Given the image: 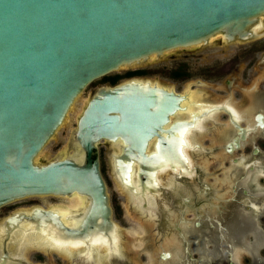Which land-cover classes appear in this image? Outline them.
<instances>
[{
	"label": "water",
	"instance_id": "1",
	"mask_svg": "<svg viewBox=\"0 0 264 264\" xmlns=\"http://www.w3.org/2000/svg\"><path fill=\"white\" fill-rule=\"evenodd\" d=\"M263 36L264 0H0V207L31 196H88L78 216L37 208L28 218L66 238L111 239L116 224L92 151L104 138H122L123 160L137 153L148 169V140L181 95L132 79L101 85L76 118L74 154L40 161L78 98L94 80L173 49ZM22 217L2 228L0 264L17 260L8 246Z\"/></svg>",
	"mask_w": 264,
	"mask_h": 264
},
{
	"label": "flooded vegetation",
	"instance_id": "2",
	"mask_svg": "<svg viewBox=\"0 0 264 264\" xmlns=\"http://www.w3.org/2000/svg\"><path fill=\"white\" fill-rule=\"evenodd\" d=\"M260 39L249 41L251 45H246L249 42L239 43L245 47L237 48L236 43H226L220 38V42L213 43L220 47L219 54H206L203 68L201 63L191 64L186 59L166 69L165 78L178 84L185 81L183 88L146 76V65L150 61L103 76L105 85L132 79L149 83L163 92L174 91L181 95L180 108L170 114L162 128L156 129L148 140L145 149L151 164L148 169L137 153L130 162L123 160L126 143L122 138L116 141L104 138L92 151V158L99 159L106 182L111 218L116 224V249L107 246L105 252L95 251L89 258L87 246L70 252L54 242L39 239L43 233L28 218L35 209H52L58 213L67 209L78 216L86 211L90 199L79 194L66 197L44 195L37 196L38 199L31 196L0 207V258L4 254L2 228L16 213L24 217L12 235L14 240L9 243L8 250L17 260L9 259L7 264H35L28 255L32 251L53 252L65 258L68 264H123L125 261L126 264H139L134 254L142 261L140 253L144 251L150 252L160 261L159 264H192L191 250L208 248V243L213 241L219 246V237L234 233L242 235L247 231L242 220L249 219L248 216L254 211L256 214L260 208L248 198L252 193L248 185H257L261 181L257 174L254 177L256 167L259 168L258 174L264 173V165L261 167L255 164L256 160L249 159L262 155L259 146H253L248 155L242 153L255 137L264 136V88L260 85L264 82V40L253 43ZM202 48L204 46L182 48L181 53H171L169 58L176 60L182 55H197L195 52ZM228 49L237 53H226ZM255 52L261 53L257 55ZM162 59L154 58L153 62ZM245 66L251 69L249 83L243 82L240 75ZM233 110L237 117H234ZM199 122L202 123L200 127ZM124 171L128 183L123 179ZM251 176L254 178L249 182ZM73 202L80 204L69 208ZM240 218H243L241 222ZM231 219L232 223L235 221L230 226L227 222ZM126 223L132 224L131 232L142 233L136 235L141 247L136 249L135 241H123L125 236L134 239L127 236ZM29 227L31 229L26 230ZM152 236L155 241L150 245ZM228 241L220 242V247L231 254ZM126 248L131 253H127ZM36 264L57 262L48 257Z\"/></svg>",
	"mask_w": 264,
	"mask_h": 264
},
{
	"label": "rangeland",
	"instance_id": "3",
	"mask_svg": "<svg viewBox=\"0 0 264 264\" xmlns=\"http://www.w3.org/2000/svg\"><path fill=\"white\" fill-rule=\"evenodd\" d=\"M261 40H264V36L261 37L260 40L254 41L253 43H259ZM216 41L220 42V37L216 38L212 43L204 46V48L196 51L195 53L197 55H193V56L182 55V56L178 57L176 60L169 58L171 53H181V51L183 49L179 48V49H175V50L173 49L171 51H168L160 62H156V61L153 62V59H151L150 62L146 65V69H148V75H146V76H148L151 79L156 78L159 81L168 82V83H171L172 85H176L179 88H183L185 81H184V83L178 84L177 82L175 83L173 80H169L168 78L167 79L165 78L166 77V75H165L166 69H168L169 67L177 66V65L181 64L183 61H186V59L189 62H191V64L196 63V65H199V63H201V65H202L201 67L203 68V65L206 61L204 56L206 54H210V55H215V53L219 54V48L220 47L213 45V43ZM239 43L240 42H237L235 44L237 48L245 47V46L240 45ZM250 43L251 42L247 43L246 45H251ZM238 51H240V49H238ZM226 53H237V52H235V50H229L228 49L226 51ZM260 53L261 52H255V54H257V55H259ZM198 54H200V55L198 56ZM244 65H245V63H244ZM243 70L244 71H242V73H240V75L242 74L241 79L243 82L245 81L246 83H249L250 82V77H249L250 73L249 72H251V69L249 67L245 66V68ZM114 72H116V71H114ZM114 72H112V73H114ZM102 78L103 77H100V78L94 80L92 83H90L87 86V88L84 90L82 95L78 98V100L75 103L74 108L69 113V116H68L64 126H62L58 130L55 138H53L45 146L43 151L40 153V155L38 157V159L40 161L46 162L48 160H51V159L59 157V156L74 154L75 150H74V146L72 143V135H73V130L76 126V118L80 114L82 107L86 103V100L93 94L95 89L101 85H105ZM192 78H196V76H192ZM192 78L190 77L189 79H192ZM260 85H261V87L264 88V82H262ZM263 106H264V103H263ZM253 146H259L262 150V153H261L262 155L259 157L258 156H251L249 159L251 161L256 160L255 164H260V166L262 167L264 165V136L255 137L254 141L252 143H250V145H248L243 150L242 153L245 155L252 153ZM257 161H259V163H257ZM257 168L258 167H256V169H255L256 172L254 173V177L257 174L258 178H261V181L257 185H248L250 187V189L252 190V193L250 196H248V198L251 200L252 203H254V205L256 204L258 206V208L260 206V208L257 209L259 211L256 210V214L254 211V214H251V216H248L249 219L246 218L247 220H242L243 218H240V222L242 220L243 224L246 225L245 229L247 231L243 232L242 235H238V234L233 232L235 235H231V236L230 235H227V236L223 235V236L219 237L217 239V241L219 242V246L215 245L213 243L214 242L213 241L212 243L207 242L208 248L204 246L200 249H195L194 251L191 250V259L190 260L192 261L191 262L192 264L194 263V261L199 262V264H264V179H262V177H264V173L262 175L258 174ZM249 171L252 172V170H249ZM254 177L251 176V178H249V182L253 181L252 178H254ZM32 198L38 199L37 196H34ZM43 199H46V198H43ZM59 201H63L64 203L67 202L66 199H60ZM191 217H193V216L191 215ZM234 221H235V219H234ZM234 221H233V223H234ZM227 223H229L230 226L233 225L232 219L229 220ZM124 226L126 227V231L128 232L127 236L131 235V237H129V238L132 239V237H133L134 239L130 240L125 236V239L123 241L124 242H134L135 241V243H136L135 248L137 249L138 247H141L140 246V239L136 235H141L142 233L131 232L129 229H131L133 227L132 224L126 223V224H124ZM39 231L42 233H45L48 231L46 233V235H48L49 237H53L58 242H70V241L77 242V241H79V239H75V238H66V237H64V236H62V235H60V234H58L52 230H49L43 226L42 227L39 226ZM110 236H111V234H110ZM228 238L230 241L227 240ZM154 239H155L154 236L149 238L150 245L153 244ZM114 240H113L112 246H111L112 249H116V245H117L114 242ZM225 240L228 241V243L230 244V253L231 254H227L226 249L225 248L223 249V247H220V245L222 244L220 242L225 241ZM109 244H110V242H109ZM111 247H109V248H111ZM199 247H201V246H199ZM76 249L78 250V248H76ZM76 249H75V251H76ZM128 249L126 248L127 253H131V251ZM140 254L142 257V261H140L139 257H137L136 254H134L135 261L139 264L140 263L141 264H159L160 263V261L156 260L154 256L152 257L150 255V252H148V251H144ZM140 254H138V255H140ZM28 255H29V258L31 259V261L35 264L37 262H42L43 259H48V257H53L55 262H57V264H68V261L65 258H62L61 256L56 255L53 252L51 254H46V253H39L36 251L35 252L32 251V252H29ZM126 258H130V257L126 256ZM70 260H71V263L75 262L74 260H72V258ZM125 262L123 264L127 263V262L126 263ZM161 264H163V263L161 262Z\"/></svg>",
	"mask_w": 264,
	"mask_h": 264
},
{
	"label": "bare ground",
	"instance_id": "4",
	"mask_svg": "<svg viewBox=\"0 0 264 264\" xmlns=\"http://www.w3.org/2000/svg\"><path fill=\"white\" fill-rule=\"evenodd\" d=\"M187 104V103H186ZM193 110V109H192ZM233 115H234V117H237V115H236V111H234L233 110ZM204 121V120H203ZM200 124H198V126L199 125H201L202 123L201 122H199ZM200 127V126H199ZM187 133V132H186ZM191 141V140H190ZM189 141V142H190ZM79 204H80V202H73L72 204H69V208H72V206L73 207H78L79 206ZM63 210V209H62ZM65 211H68L67 209H65ZM29 229H31L30 227L29 228H27L26 230H29ZM48 232V231H47ZM47 232H45V233H43V236L41 237L40 236V238L39 239H41V240H43V241H48V242H54L55 244H57L59 247H62V248H67V250H69L70 252H73L72 251V249L73 250H75L76 248H78V250H81L82 249V247L83 246H87V248H88V250H86V253H87V255L89 256V258H91V257H93L94 256V253H95V251L96 252H99L100 250L102 251L103 250V252H105V248L104 247H111L112 246V242H113V240H114V242L117 244V237L115 236V230H114V232H112L111 234V239H107V238H98V239H90V240H88V241H77V242H72V241H70V242H58L56 239H54L53 237H49L48 235H46V233ZM54 234V233H53ZM51 235V234H50ZM39 237V236H38ZM42 241V242H43ZM109 242H110V244H109ZM55 246V245H54ZM56 247V246H55ZM115 247V246H114ZM112 248V247H111ZM112 253V252H111ZM108 255V254H107ZM100 263V262H99Z\"/></svg>",
	"mask_w": 264,
	"mask_h": 264
}]
</instances>
